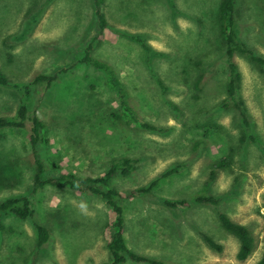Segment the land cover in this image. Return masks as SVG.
Segmentation results:
<instances>
[{
  "label": "rangeland",
  "instance_id": "obj_1",
  "mask_svg": "<svg viewBox=\"0 0 264 264\" xmlns=\"http://www.w3.org/2000/svg\"><path fill=\"white\" fill-rule=\"evenodd\" d=\"M220 1L105 0L108 26L91 53L113 67L134 114L158 127L150 130L129 125L105 73L79 62L100 32L93 0H0V67L12 85L31 86L30 116L46 124L35 145L32 121L0 129V205L29 196L35 208L28 218L0 208V264L110 262L103 231L115 214L105 199L68 185L37 188L34 175L42 164L44 178L98 177L121 157L136 159L130 176L119 172L112 181L132 251L167 264H253L261 257L264 65L237 54L241 78L236 101L228 99L217 26ZM236 21L241 39L264 57V0H238ZM119 30L156 50L154 71L140 43ZM38 75L56 79L35 82ZM22 94L20 87L1 86L0 116L14 115ZM222 159L230 165L215 167ZM174 167L180 168L163 177ZM158 178L149 195L132 194ZM197 195L218 197V209L250 229L255 249L247 260L236 257L239 240L222 226L215 207L194 203L171 209L151 200L193 201ZM35 222L49 229L43 246ZM200 230L223 250L212 249Z\"/></svg>",
  "mask_w": 264,
  "mask_h": 264
},
{
  "label": "trees",
  "instance_id": "obj_2",
  "mask_svg": "<svg viewBox=\"0 0 264 264\" xmlns=\"http://www.w3.org/2000/svg\"><path fill=\"white\" fill-rule=\"evenodd\" d=\"M95 11L94 14L97 17L99 22L100 32L93 41L87 44L85 49V54L82 58L79 59V62L86 64L87 66H92L98 70H101L105 73L106 84L111 91L116 92L118 96L121 97V107L122 113L121 117L127 119V122L130 124L135 123L138 126L150 129L157 130L158 127L152 125L148 122H142L134 114L132 107L128 103L127 97L128 93L124 87V84L121 82L118 74L113 69V67L97 58L94 57L91 53L93 49V42L96 40H101L104 37V30L108 26V20L105 13L102 10V7L105 5V0H93ZM237 1L238 0H221L218 9L217 15V26L218 33L221 40L224 43V52L223 59L226 62L228 68L229 79L226 85L227 97L231 101H236V88L237 84L241 78V74L238 71V65L235 61V56L237 54L246 55L250 58L251 61L256 62L259 65H264V57L259 56L256 52L242 40L237 28L236 13H237ZM173 3V2H172ZM123 33L124 36L127 35L129 38L137 41L143 47L146 53V62L150 67V70L154 71L152 67L153 55L156 53V50L149 45L146 40L142 37L125 31L119 30ZM56 76H47V75H38L35 79V82L47 81L49 84L55 81ZM202 76H198L196 80V87L199 88L201 83ZM158 83L166 90L161 79H158ZM3 86H15L22 88V96L19 100L18 108L15 114L12 116H0V129L5 127H15L23 128L29 121H32V134H31V143L35 145L40 140V130L45 128L46 124L44 120L39 117L30 116V107L29 104L32 98V88L31 86H19L17 84L12 85L10 77L1 69L0 67V87ZM45 143H48L46 138ZM136 159L130 157H121L116 159L111 167L107 169L102 175L98 177H82L74 173H68L61 178H44L43 177V165H38V171L35 173V184L37 188L43 187L46 184L52 185H65L71 186L80 190H89L92 193L101 195L106 203L113 210L115 217L111 223H108L104 228V236L106 238V246L110 252V262L101 263V264H123L128 259L134 262H147L149 264H167L166 262L151 258L147 256L140 255L132 251L128 245L125 238V227H124V208L117 201V190L112 186V181L115 176L120 172L122 176H130L134 167ZM230 163L227 159L220 160L215 167L223 168L229 166ZM180 168V167H179ZM178 167L171 168L163 173V177L169 176L178 171ZM215 170V169H214ZM214 176V172L211 173ZM159 182V178L151 181L147 185L140 186L132 191L133 195L147 196L149 195L156 185ZM149 197V196H148ZM147 197V198H148ZM153 202H159L165 207L171 209H176L178 207L189 208L194 203L196 204H209L217 209V214L222 226L232 235H234L239 240V248L236 253V257L241 260H247L254 252L255 249V237L250 231V229L239 222L234 221L228 214L220 211L218 209L221 200L214 195H197L193 198V201L187 199H170L166 197L157 198L155 201L151 198ZM1 209L10 210L14 212L21 218L33 217L35 214V208L33 200L29 196H19V197H10L3 201L0 205ZM35 226L38 234V246H43L50 237L49 229L41 223L35 222ZM200 235L206 241V243L217 251L223 250V245L217 242L213 237H211L206 232L200 230ZM253 264H264V251L261 257Z\"/></svg>",
  "mask_w": 264,
  "mask_h": 264
}]
</instances>
